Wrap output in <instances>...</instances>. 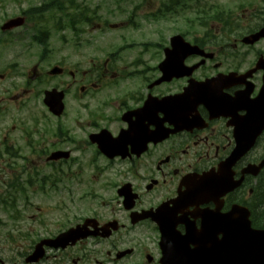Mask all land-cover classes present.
<instances>
[{
  "label": "flooded vegetation",
  "instance_id": "obj_1",
  "mask_svg": "<svg viewBox=\"0 0 264 264\" xmlns=\"http://www.w3.org/2000/svg\"><path fill=\"white\" fill-rule=\"evenodd\" d=\"M65 20L77 22L80 36L84 8ZM196 20L188 41L211 56H187L186 66L201 63L190 76L155 84L165 39L148 64L141 56L128 62L120 57L119 64L86 62L80 38L76 59L51 62L61 70L56 76H66L65 95L74 104L58 119L33 102L14 123L0 127V223H10L0 231V264H169L167 252L175 264H218L212 255L218 244L200 232L203 210L219 215L237 204L248 211L252 229L264 228V35L252 41L264 32V0H221L211 22ZM44 63L41 58L23 69L38 77ZM191 78L211 80L204 103L196 99L194 110L160 105ZM34 94L31 88L22 97L30 101ZM259 127L236 157L237 143ZM98 134L120 137L113 157L93 142ZM55 152L69 156L49 161ZM221 165L224 195L178 200L186 180L217 174ZM78 224L86 236L74 244H41Z\"/></svg>",
  "mask_w": 264,
  "mask_h": 264
},
{
  "label": "rangeland",
  "instance_id": "obj_2",
  "mask_svg": "<svg viewBox=\"0 0 264 264\" xmlns=\"http://www.w3.org/2000/svg\"><path fill=\"white\" fill-rule=\"evenodd\" d=\"M40 1L0 0V24L5 19L16 16L21 10H25ZM212 1L221 2V0H209L210 3ZM77 2L85 3V6L88 7L87 14L89 12L96 14L95 16H89L90 21L95 19L101 23V27L98 28L90 27L89 24L86 25L85 30L79 36L84 42L82 45L84 46L83 52L85 53L86 62L93 60L100 64L103 63L102 56L109 55L111 51L124 57L126 62L130 61L140 51H143L145 54L141 56L148 64L150 58L158 56L157 52L159 51L158 47L155 48L150 43L159 39H167L169 35L171 36L176 33L183 35L186 33L189 35L191 19L194 17L193 11L187 10L181 14L172 16L170 19L166 17L153 18L151 15L162 9L165 0H74L73 3ZM199 3L203 4L204 0H199ZM111 25H116V27ZM18 30L15 31L16 33L13 32L12 37H6L9 40L5 39L3 45L0 46V69L8 65V63L14 65L15 59L13 57L20 55V53L22 55H29V57L41 55V45L33 44L31 50L26 45L25 47L22 45L24 41L21 40L24 37L21 35H26L31 31L30 24L26 28ZM50 35L47 50L44 54V56L51 58L49 61L76 54L78 43L77 32H70L68 30L55 31L51 29ZM18 38H21V40ZM22 50L25 52L22 53ZM74 58L76 59V55ZM30 62L31 60H19L21 65H29ZM117 63L119 64V61ZM127 69L131 70L129 67ZM19 79L24 80L23 77H19ZM56 82L45 81L46 84L42 83L40 86H37V93H40L42 89L48 88ZM7 85L8 81H0L1 87ZM20 92V90H14L6 93L15 96V94L18 95ZM37 104H41L40 96L38 97ZM8 109L9 113L0 118L4 120L5 124H11L10 117L16 114L13 104H8ZM40 204L46 205L45 200H41ZM74 208V206H71L70 210Z\"/></svg>",
  "mask_w": 264,
  "mask_h": 264
},
{
  "label": "water",
  "instance_id": "obj_3",
  "mask_svg": "<svg viewBox=\"0 0 264 264\" xmlns=\"http://www.w3.org/2000/svg\"><path fill=\"white\" fill-rule=\"evenodd\" d=\"M24 22L23 17H16L9 19L6 21L1 27L2 30L11 29L16 26L22 25ZM258 34L255 35L254 38H257ZM171 49L167 50L166 60L162 64H166L175 69L180 70L182 68V61L186 54L193 52L194 50H190L191 46L189 43L185 42L180 35H175L171 38ZM189 49V50H186ZM161 64V65H162ZM52 72H56L53 70ZM179 72L177 70H172L171 72L166 71L168 75H166L167 79L170 78L173 74ZM176 75V74H174ZM159 82V81H158ZM207 82L199 83V92L198 97L204 98L205 96V88ZM190 91V90H189ZM61 93H57L56 90L46 91L45 92V103L51 107L52 111L56 113H60L62 110L61 105ZM208 188V187H206ZM258 237L255 239H238L231 236L230 241L236 242V244L231 245L230 252V264H264V231L258 232ZM78 235L76 234V230H69L54 240H49L50 243H58V242H67L68 240L74 241ZM244 256V258H243ZM243 258V259H242Z\"/></svg>",
  "mask_w": 264,
  "mask_h": 264
},
{
  "label": "trees",
  "instance_id": "obj_4",
  "mask_svg": "<svg viewBox=\"0 0 264 264\" xmlns=\"http://www.w3.org/2000/svg\"><path fill=\"white\" fill-rule=\"evenodd\" d=\"M176 2L183 5L182 3L184 2V0H169V3L165 6V11H171L172 8L176 5Z\"/></svg>",
  "mask_w": 264,
  "mask_h": 264
}]
</instances>
